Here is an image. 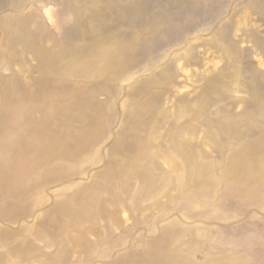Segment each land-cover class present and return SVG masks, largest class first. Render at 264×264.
<instances>
[{
    "label": "rangeland",
    "instance_id": "obj_1",
    "mask_svg": "<svg viewBox=\"0 0 264 264\" xmlns=\"http://www.w3.org/2000/svg\"><path fill=\"white\" fill-rule=\"evenodd\" d=\"M0 264H264V0H0Z\"/></svg>",
    "mask_w": 264,
    "mask_h": 264
}]
</instances>
